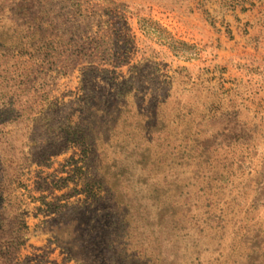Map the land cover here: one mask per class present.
<instances>
[{
	"label": "rangeland",
	"instance_id": "374dc122",
	"mask_svg": "<svg viewBox=\"0 0 264 264\" xmlns=\"http://www.w3.org/2000/svg\"><path fill=\"white\" fill-rule=\"evenodd\" d=\"M0 264H264V0H0Z\"/></svg>",
	"mask_w": 264,
	"mask_h": 264
},
{
	"label": "bare ground",
	"instance_id": "6f19581e",
	"mask_svg": "<svg viewBox=\"0 0 264 264\" xmlns=\"http://www.w3.org/2000/svg\"><path fill=\"white\" fill-rule=\"evenodd\" d=\"M155 198V197H154ZM153 203V202H152ZM156 204V203H155ZM151 205V204H150ZM153 205H154V203H153ZM156 206V205H155ZM155 208V207H154ZM157 209H158V207H157ZM152 213V212H151Z\"/></svg>",
	"mask_w": 264,
	"mask_h": 264
}]
</instances>
